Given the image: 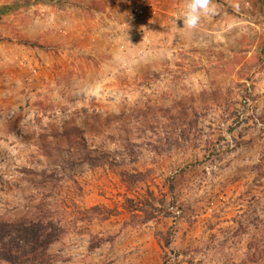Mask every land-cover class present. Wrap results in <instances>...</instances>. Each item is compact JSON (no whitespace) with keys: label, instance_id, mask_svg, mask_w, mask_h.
Wrapping results in <instances>:
<instances>
[{"label":"rangeland","instance_id":"374dc122","mask_svg":"<svg viewBox=\"0 0 264 264\" xmlns=\"http://www.w3.org/2000/svg\"><path fill=\"white\" fill-rule=\"evenodd\" d=\"M184 3L0 0V222L56 172L47 264H264V0Z\"/></svg>","mask_w":264,"mask_h":264},{"label":"trees","instance_id":"16d2710c","mask_svg":"<svg viewBox=\"0 0 264 264\" xmlns=\"http://www.w3.org/2000/svg\"><path fill=\"white\" fill-rule=\"evenodd\" d=\"M68 162L69 159H65V154L60 152L54 163L59 165V168L63 166V170L66 171ZM55 174L56 172L51 174L45 172L40 181H36V187L42 192L43 201L37 204L32 203L28 208L31 211L24 219L12 224L0 222V264H47L51 262L50 246L64 237L68 231L62 225L66 221L64 220L66 209L61 210L58 203H50L57 198ZM143 205L139 202L132 208L144 212ZM170 235L174 234L171 232ZM168 244L170 246L171 243Z\"/></svg>","mask_w":264,"mask_h":264},{"label":"clouds","instance_id":"9594fccd","mask_svg":"<svg viewBox=\"0 0 264 264\" xmlns=\"http://www.w3.org/2000/svg\"><path fill=\"white\" fill-rule=\"evenodd\" d=\"M211 0H185L184 7L180 11L184 27L196 29L202 16L215 14V8L210 6ZM174 23L176 21L174 20Z\"/></svg>","mask_w":264,"mask_h":264},{"label":"built area","instance_id":"2783aa9c","mask_svg":"<svg viewBox=\"0 0 264 264\" xmlns=\"http://www.w3.org/2000/svg\"><path fill=\"white\" fill-rule=\"evenodd\" d=\"M134 8H135V7H134ZM134 10H135L137 13H142V11H141L139 8H137V7H136Z\"/></svg>","mask_w":264,"mask_h":264}]
</instances>
